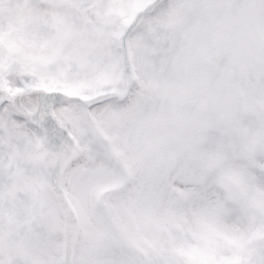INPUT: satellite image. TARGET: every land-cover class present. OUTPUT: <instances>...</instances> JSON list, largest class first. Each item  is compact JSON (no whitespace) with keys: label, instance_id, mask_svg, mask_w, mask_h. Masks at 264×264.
<instances>
[{"label":"snow or ice","instance_id":"6c2138e0","mask_svg":"<svg viewBox=\"0 0 264 264\" xmlns=\"http://www.w3.org/2000/svg\"><path fill=\"white\" fill-rule=\"evenodd\" d=\"M0 264H264V0H0Z\"/></svg>","mask_w":264,"mask_h":264}]
</instances>
